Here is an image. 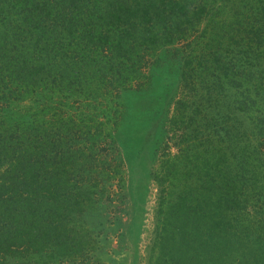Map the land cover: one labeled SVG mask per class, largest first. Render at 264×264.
Instances as JSON below:
<instances>
[{"label":"trees","instance_id":"obj_1","mask_svg":"<svg viewBox=\"0 0 264 264\" xmlns=\"http://www.w3.org/2000/svg\"><path fill=\"white\" fill-rule=\"evenodd\" d=\"M164 65L178 74L174 125L189 109L216 113L228 90L241 94L233 104L257 141L230 151L243 161L231 181L245 184L264 164V0H0V263H89L76 217L123 166L99 116L116 123L122 94L149 90ZM181 153L168 154L163 182L180 178L183 159L195 168L198 153ZM205 155L199 188L192 175L163 190L152 264L236 263L238 228L225 214L240 199Z\"/></svg>","mask_w":264,"mask_h":264},{"label":"rangeland","instance_id":"obj_2","mask_svg":"<svg viewBox=\"0 0 264 264\" xmlns=\"http://www.w3.org/2000/svg\"><path fill=\"white\" fill-rule=\"evenodd\" d=\"M203 26L206 28L205 24ZM207 27L212 32V27ZM214 29L219 30L217 27ZM184 55L185 60L190 52ZM166 67L164 65L152 70L154 81L149 90L122 94L121 116L116 123H106L111 116L108 119L99 116L113 139L109 138L106 142L112 146H104V143L101 146L108 147L112 156L119 154L123 166L121 175L107 178L98 189L91 206L76 217L79 227H74L75 231L85 230V234H88L85 246L89 254L88 264H152L153 257L157 256L155 243L161 220L159 212L163 190L174 180L175 188L170 191L178 192L181 184L179 179H189L192 175L191 185L199 188L200 185L194 180L203 170L206 151L214 155L210 163L219 164L221 168V173L216 175L218 179L223 180L224 177L231 183L225 184L226 193H233L240 199L237 210L225 212L227 220H232L238 228L230 240L234 245L230 259L235 264H264V164L258 162L257 166L253 165L249 174H246L245 184L240 180L231 181L240 176L238 168L243 162L231 155L232 147L235 148L238 143L239 149L257 146L254 140L256 135L249 127L250 119L248 121L246 115L240 114L238 107L233 104L241 94L228 90L224 92L226 101L219 104L216 113L206 107L189 109L188 123L184 126L174 125L179 96L174 84L178 81V74ZM258 100L263 102L261 94ZM104 101L95 102L97 110H101L100 104ZM33 106L32 102H26L19 111L26 112ZM216 115L222 117L214 120ZM249 117L254 120L258 118L253 113ZM248 127L250 131L246 130ZM188 149L194 151L188 152ZM181 152L186 153L182 158L190 153L193 157L197 152L199 160L195 168L198 166L199 170L188 164V161L184 164L183 159L181 176L178 175L180 178L171 180L170 177L167 183L163 182L168 180L163 177L168 154L180 157ZM43 256L49 257L50 253H44ZM63 261L64 264H70L66 259Z\"/></svg>","mask_w":264,"mask_h":264}]
</instances>
